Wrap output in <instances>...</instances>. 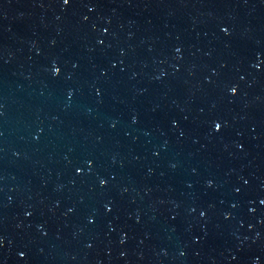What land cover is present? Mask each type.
<instances>
[{
  "label": "water",
  "instance_id": "95a60500",
  "mask_svg": "<svg viewBox=\"0 0 264 264\" xmlns=\"http://www.w3.org/2000/svg\"><path fill=\"white\" fill-rule=\"evenodd\" d=\"M0 264H264V0H0Z\"/></svg>",
  "mask_w": 264,
  "mask_h": 264
}]
</instances>
